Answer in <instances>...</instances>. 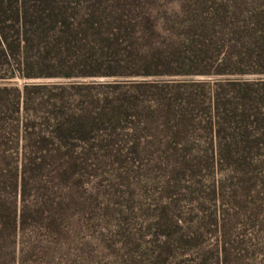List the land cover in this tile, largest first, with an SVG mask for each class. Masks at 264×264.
Segmentation results:
<instances>
[{
    "label": "rangeland",
    "instance_id": "374dc122",
    "mask_svg": "<svg viewBox=\"0 0 264 264\" xmlns=\"http://www.w3.org/2000/svg\"><path fill=\"white\" fill-rule=\"evenodd\" d=\"M135 3L167 60L148 75L0 66L1 167L31 149L23 123L52 141L57 119L77 124L65 174L45 141L44 187L25 198L48 212L0 264H264V0Z\"/></svg>",
    "mask_w": 264,
    "mask_h": 264
},
{
    "label": "trees",
    "instance_id": "16d2710c",
    "mask_svg": "<svg viewBox=\"0 0 264 264\" xmlns=\"http://www.w3.org/2000/svg\"><path fill=\"white\" fill-rule=\"evenodd\" d=\"M136 1L0 0V66L13 62L22 70L51 60L66 67H129L134 72L148 75L158 62L167 63V60L158 59L159 47L154 40L157 28ZM185 47L194 52L200 46L189 43ZM3 91L4 88H0V95ZM72 119L61 117L54 122L52 131L54 135L56 133V140L53 141L39 136L32 124L23 123V138L36 136L31 149L23 145V152L12 171L0 166V243H3L6 256L13 253L30 214L38 217L48 212L49 205L42 204L45 200L37 202L35 197V208L30 209L25 198L29 180L35 190L44 187L42 172L49 165L45 160L46 152L51 150L46 149L45 141L54 143L52 150L58 152V163L53 169L65 174L74 165L72 153L77 124L71 122ZM64 181L65 178L63 185L66 184ZM16 190L18 205L13 196ZM56 208L64 220L67 217L66 201L64 203L61 198Z\"/></svg>",
    "mask_w": 264,
    "mask_h": 264
}]
</instances>
